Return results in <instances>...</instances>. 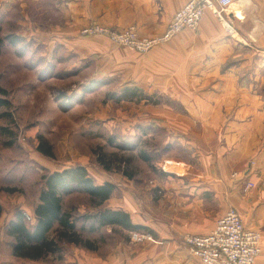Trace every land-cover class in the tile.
Instances as JSON below:
<instances>
[{"label":"crops","instance_id":"0c3cea01","mask_svg":"<svg viewBox=\"0 0 264 264\" xmlns=\"http://www.w3.org/2000/svg\"><path fill=\"white\" fill-rule=\"evenodd\" d=\"M42 1L31 0L36 6ZM189 1L63 0V26L47 34L35 31L50 46L62 43L78 59L95 63L96 75L118 76L146 93L165 94L189 111L185 115L166 104L144 102L146 115L130 123L159 127L184 152L158 162L155 195L129 175L111 179L89 171L97 183L116 185L103 207L127 211L133 223L159 240L129 241L125 250L119 246L111 264H201L183 236L210 233L230 208L261 232L262 252L255 264H264V0H238L224 10L223 18L207 9L196 31L185 29L146 54L103 36L79 35L96 20L117 29L134 24L141 35L156 36ZM17 208L32 216L29 224L35 223L34 202ZM16 211L3 208L0 230ZM9 238L0 264H50L55 254L38 259L14 255ZM65 244L70 248L63 254L64 264H104L97 246Z\"/></svg>","mask_w":264,"mask_h":264},{"label":"rangeland","instance_id":"374dc122","mask_svg":"<svg viewBox=\"0 0 264 264\" xmlns=\"http://www.w3.org/2000/svg\"><path fill=\"white\" fill-rule=\"evenodd\" d=\"M42 2L36 6L31 0H0V35L4 39L0 83L9 90L12 101V106L4 109L11 117L0 115V202L3 208L15 211L25 202H34L36 206L44 188L45 174L81 164L93 175L100 174L104 178L112 179L119 173L129 175L137 184H146L153 191L157 183L155 174H159L158 162L167 155L183 156V150L159 127L139 121L130 124L146 115L145 101L115 102L110 98L129 82L118 76L96 75L92 61L78 59L62 43L50 46L35 37V31L47 34L54 26L64 24L63 0ZM81 30L80 36H103L83 35ZM93 85L97 87L86 91ZM157 94L162 96L161 104L189 114L179 101L168 103L167 95ZM2 127L9 131H3ZM41 140L52 146L53 157L38 150ZM141 154H147L151 160L146 161ZM64 209L76 218L83 238L91 239L97 246L96 254L103 257L104 264H111L119 246L120 250H125L129 241L159 243L155 237V241H133L131 232L134 230L117 225L90 231L89 221L84 223L82 217L93 207L84 193L67 195ZM5 228L6 225L0 230V253L7 256L11 239ZM57 229L56 225L51 235L56 236ZM65 243L60 240V251L51 255L50 264L65 263L63 254L70 248Z\"/></svg>","mask_w":264,"mask_h":264},{"label":"trees","instance_id":"16d2710c","mask_svg":"<svg viewBox=\"0 0 264 264\" xmlns=\"http://www.w3.org/2000/svg\"><path fill=\"white\" fill-rule=\"evenodd\" d=\"M4 39L0 35V53ZM101 84V82H98ZM96 84V85H99ZM89 86L86 91L94 90L97 86ZM162 96L146 93L135 84H128L118 94H111L115 102L145 101L154 105L161 104ZM168 99V103H171ZM12 101L9 99V90L0 83V115H8L4 109H9ZM2 130L8 132L7 128ZM125 147V146H124ZM38 150L47 156L53 157V148L44 140L38 145ZM143 159L150 161L147 154H141ZM44 188L40 192L39 202L35 206V223L29 224L25 212L18 209L15 218L10 220L6 234L12 238V252L14 255L29 258H41L49 253L60 251V240L76 245H83L95 249L94 242L83 238L78 230L76 218L71 212L64 209V198L75 192L86 194L93 210L84 214V223L89 221L88 229L95 231L100 228L119 225L127 230L150 231L147 227L133 223L130 214L122 209L103 207L105 202L113 195L116 185L106 181L97 183L89 170L83 165L68 166L62 170H55L43 176ZM10 190V189H9ZM14 191V190H11ZM3 206L0 203V215ZM58 226L56 236L50 237L55 226ZM83 229L85 226H81Z\"/></svg>","mask_w":264,"mask_h":264},{"label":"built area","instance_id":"2783aa9c","mask_svg":"<svg viewBox=\"0 0 264 264\" xmlns=\"http://www.w3.org/2000/svg\"><path fill=\"white\" fill-rule=\"evenodd\" d=\"M236 1L238 0H190L175 12L165 31L156 36L141 35L134 24L117 29L99 22L84 26L81 33L103 35L138 52H148L185 29L196 31L207 9L214 10L223 18L224 10ZM248 186L253 187L255 184L249 183ZM25 215L28 220L32 219L26 212ZM261 238L259 230L248 227L242 215L235 208H230L216 220L210 233H186L184 242L201 264H255L262 252ZM131 239L137 242L155 241L151 234L136 230L131 232Z\"/></svg>","mask_w":264,"mask_h":264}]
</instances>
